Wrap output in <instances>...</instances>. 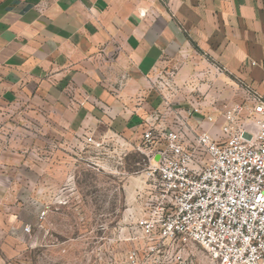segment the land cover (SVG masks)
I'll use <instances>...</instances> for the list:
<instances>
[{"label":"crops","instance_id":"obj_1","mask_svg":"<svg viewBox=\"0 0 264 264\" xmlns=\"http://www.w3.org/2000/svg\"><path fill=\"white\" fill-rule=\"evenodd\" d=\"M185 51L232 102L262 92L264 0H0V97L48 101L78 145L139 149L161 104L149 81Z\"/></svg>","mask_w":264,"mask_h":264},{"label":"rangeland","instance_id":"obj_2","mask_svg":"<svg viewBox=\"0 0 264 264\" xmlns=\"http://www.w3.org/2000/svg\"><path fill=\"white\" fill-rule=\"evenodd\" d=\"M196 59L185 51L161 71L173 75V88L150 79L159 112L167 99L187 109L194 99L204 115L235 104L221 94L218 67ZM63 119L48 101L0 97V264H218L190 241L138 228L137 195L150 192L146 154L111 139L78 145Z\"/></svg>","mask_w":264,"mask_h":264},{"label":"built area","instance_id":"obj_3","mask_svg":"<svg viewBox=\"0 0 264 264\" xmlns=\"http://www.w3.org/2000/svg\"><path fill=\"white\" fill-rule=\"evenodd\" d=\"M152 82L166 90L176 83L161 73ZM239 87L243 101L217 112L204 115L194 99L189 109L167 99L145 120L138 150L150 158L142 174L150 192L146 198L139 189L135 223L162 239L190 241L218 264H264V85L262 92ZM104 142L86 135L83 144Z\"/></svg>","mask_w":264,"mask_h":264}]
</instances>
